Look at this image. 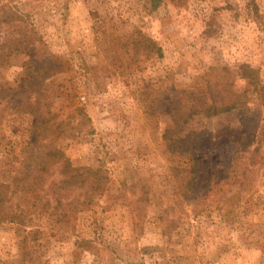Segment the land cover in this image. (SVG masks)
Here are the masks:
<instances>
[{"label": "rangeland", "instance_id": "obj_1", "mask_svg": "<svg viewBox=\"0 0 264 264\" xmlns=\"http://www.w3.org/2000/svg\"><path fill=\"white\" fill-rule=\"evenodd\" d=\"M43 45L68 69L46 75ZM246 63L264 85V0H0V181L21 216L0 222V264H264V106ZM212 79L247 108L176 127L177 96ZM60 148L103 190L63 188Z\"/></svg>", "mask_w": 264, "mask_h": 264}, {"label": "trees", "instance_id": "obj_2", "mask_svg": "<svg viewBox=\"0 0 264 264\" xmlns=\"http://www.w3.org/2000/svg\"><path fill=\"white\" fill-rule=\"evenodd\" d=\"M146 38V37H145ZM42 40V39H41ZM148 48L157 52L161 48L156 41L147 37ZM45 54L42 57L38 66L42 68L46 75H52L63 72L68 69L66 62L61 57L49 51L46 45L42 46ZM238 75L248 79L250 89L254 93L259 103L264 106V85L260 77L259 70L250 64L240 65ZM224 67H211L213 71H221ZM213 77V75H212ZM208 96L197 89H189L178 95L173 103L174 123L176 127L183 128L196 115L204 114L206 116H214L220 113L233 111L236 109L243 110L247 108L250 102V97L247 93L232 91V85H221L217 79L207 80ZM28 107L34 115L38 117L37 127L42 137H47L53 132V125L50 118L40 112L39 107L34 103H29ZM169 148L175 147L170 137L166 136ZM49 154L61 162V172L67 176L63 181V188H75L86 186L91 193H96L104 188L109 179L107 175L102 174V170L93 169L91 167H75L72 165L70 158L63 149L51 150ZM190 190H196L195 183L191 179L189 185ZM11 184L0 181V222L18 221L21 216L16 211L18 205L11 202ZM194 198H197L194 196ZM33 204H49L43 201L40 197H36Z\"/></svg>", "mask_w": 264, "mask_h": 264}]
</instances>
